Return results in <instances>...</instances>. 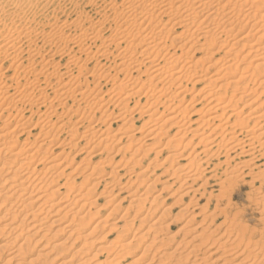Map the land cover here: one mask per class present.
<instances>
[{"label": "bare ground", "instance_id": "bare-ground-1", "mask_svg": "<svg viewBox=\"0 0 264 264\" xmlns=\"http://www.w3.org/2000/svg\"><path fill=\"white\" fill-rule=\"evenodd\" d=\"M7 2L12 8H4L0 2V211L5 210L2 217L3 229H0L3 235L0 251L12 244L16 247L15 243H19L24 231L27 230L29 235L24 239L22 237L24 241L18 244L17 249H10L12 251L8 253L10 259L2 264H11L13 261L15 264H22L29 255L32 239L40 235L36 241L41 242L45 238L42 231L50 212L56 219L50 225L63 222L58 233L67 234L64 241L54 244L52 248L59 246L62 250V247L66 248L65 245L72 240L74 242L83 240V246L94 244L95 239L90 237L91 232V235L81 234L80 230H85L86 226L83 219L85 216L77 218V214L80 215L85 207L93 206L95 200L91 198L102 185L111 189L99 193V197L101 194L111 196V193L118 189L116 196L125 192L133 199L131 205L140 208L147 202L152 185L159 183L158 176L150 183L152 173L158 165L152 167L154 169L152 173L149 167L153 163L148 164L145 169L141 167L142 169L134 175L130 169L140 165L154 146L160 144L159 138H163L164 134L173 128L176 129L173 138L167 140L156 155L171 150L173 154L167 156L166 160L170 163L168 168H171V177L176 180L173 184L179 182V187L189 184L186 188L183 186L185 189L182 187L186 195L193 191L194 186L191 184L197 182L196 174L200 180L208 182V175L213 172V169L210 171L211 168H208L211 166L209 158L212 151L222 155L234 153V157L236 154L237 157L248 158L247 161L242 158L245 161L240 163L245 169L259 161L263 162L258 165L264 167V100H260L264 90L259 91L261 88L264 89V0H80L77 3H73V0H7ZM40 2H44L43 8H48L52 12L50 18L42 20ZM84 5L92 9L96 21L84 12ZM71 13L75 15L72 20L68 15ZM64 16V21H61ZM192 50L205 52L204 57L190 61L186 55ZM219 54L220 60H216L215 57ZM56 58L66 59L65 64ZM109 61L110 64L106 65ZM245 61L255 65L243 67L238 74L241 63ZM222 62L224 63L221 64ZM90 63L93 65L92 68H89ZM211 69H214L213 73H210ZM119 78L122 80L119 81ZM104 81L111 86L105 94L100 88ZM183 81L192 82V88L197 84L203 85L190 102L188 100L189 104H185L186 106L183 104L189 89L187 84L183 85ZM199 95L205 105L197 111L191 103H194ZM142 100L144 103L141 105ZM134 101L130 110L129 106ZM245 109L247 115H244ZM197 114L199 120H202L201 125H198L199 129L197 128L198 131L201 130L200 134L192 131L189 126L196 121L195 119L191 123L189 120L192 119L189 118ZM202 117L204 118L201 119ZM133 118L143 120L140 128L145 132L144 137L137 138L134 132L130 133V129L134 127ZM111 121H123L121 123L123 126L116 131L121 132H118L119 135L112 134ZM251 122L253 123L249 126ZM104 124L109 125L103 130ZM35 131H38L37 136L30 139ZM188 132L197 133L198 135L195 134L199 137L197 143L201 145L204 143L205 149L199 150L201 153L192 159H187V155L186 162L181 164L183 162L177 159L182 157L187 147L192 146L191 138L188 144L182 145L181 142L183 135L189 134ZM178 134L182 136L179 140ZM175 135L179 137L176 138ZM239 136L242 139H239ZM122 137L127 138V145L118 148L115 154L127 153L130 150L131 155L126 160L122 157V161H116L115 166L122 163L119 168L126 170L124 174L130 181H134L130 183L128 180L129 183H125L126 185L123 183L125 186L120 187L121 170L118 168L116 171L113 168L106 173V166L113 165L112 161L116 156L109 158L106 155L113 149V142L117 141L116 144L119 145ZM144 138L153 143L152 150L141 148L142 152L140 151V147L144 148L142 144L140 145L141 139ZM184 141L187 142L185 139ZM180 145L183 151L176 153L174 149ZM213 145L219 152H214ZM195 146L193 145L194 148ZM79 147L81 148L78 149ZM75 148L78 149L76 155L85 154L90 162L99 159L94 161V165L86 164L85 167L89 168L88 174L84 175L83 172L87 170L83 168L84 156L77 166L72 167L69 175L65 174V170L70 168L77 157L68 156ZM210 153L211 156L208 157ZM201 155L208 158L199 163ZM175 160L180 162V165H175ZM231 161L228 160L225 164L230 165ZM42 163H46V166L39 170ZM173 163L175 166L171 167ZM203 164L207 166L201 169ZM216 168L221 169V165L218 163ZM244 168L242 169L245 170ZM240 169L222 170L223 173L220 175H215L217 173L215 172L214 176H209L217 178L214 185L219 190L212 198L222 202V206L221 208L215 206V209L210 211L213 213L205 215L201 224H205L207 220L213 224L223 217L216 227L217 230L224 228L222 235L213 238V234L218 232L215 229L208 236L203 237V234L193 236L183 245L180 242L171 254L173 257L180 249V245L186 250L188 245L202 238L201 244L192 245L187 249L188 254L183 259H177L175 264H187L188 257L193 258L190 264H198L201 261L211 264L216 262L218 257L221 264H232L233 261H237L238 264H264V232L242 224V220H239L240 212L234 213L229 208L231 200L229 193H232L238 183L247 182L245 171L242 172ZM165 173L168 171L165 170ZM249 173L246 174L251 176L250 181H253L252 185L250 184L252 187L249 184L247 186L253 188V185L258 183L260 191L264 186V169ZM82 174V181L94 183H91L84 193L81 190L73 191L75 179ZM65 175L68 177L67 181L59 184ZM147 180L150 182L147 183L145 191L139 194L141 184L144 182L146 184ZM135 181L140 182L137 187ZM117 186L120 188H115ZM63 190L66 192L62 193ZM256 193L260 195V192ZM57 195L60 196L53 199ZM260 200L264 202V198ZM118 205L115 203L113 207ZM75 208L79 209L76 211ZM205 211L207 212L204 210L203 213ZM149 216L147 215V219ZM196 216L189 217L187 223L193 222ZM157 222L159 221H155L154 224ZM198 227L200 226L197 225L193 230H197ZM202 231L205 232L204 229ZM125 232L123 233L128 234L129 231ZM188 233L186 232V236ZM220 241L222 242L219 243ZM35 244L39 245L36 242ZM125 246L121 249H125ZM201 247H207L209 252L206 254L210 258L206 256L205 258H208V261L213 257H216V261L207 263L205 258L199 259L196 249L201 250ZM43 248L41 250L44 251ZM106 249L108 250V247ZM81 252L77 250L75 254L79 255ZM146 257L141 256L145 260L142 264H148ZM141 258L139 260H142ZM71 260L69 259L67 264L74 263ZM87 260L78 264H83Z\"/></svg>", "mask_w": 264, "mask_h": 264}, {"label": "rangeland", "instance_id": "rangeland-1", "mask_svg": "<svg viewBox=\"0 0 264 264\" xmlns=\"http://www.w3.org/2000/svg\"><path fill=\"white\" fill-rule=\"evenodd\" d=\"M73 1H74L73 3H75V2L77 3L80 0L79 1L78 0H73ZM0 2H1V4H2V6L4 8H6V9H8V7L12 8V6H9L10 4L7 2V0H3V1L0 0ZM4 2H5V4H4ZM44 2H40L39 3V7L41 8V6H42V8L40 9L41 10V12H40L41 14L40 15H43L41 17L42 20L43 19H48V18H50L52 16V12L50 10H48V8H43V3ZM85 6L86 5H84V12L88 15V17H92L93 20L96 21L95 14L92 11V9L89 6H86L87 8ZM35 8H36V6H35ZM91 14H93V15H91ZM68 15H69V19L70 20H72V19L75 18V15H73V13L68 14ZM64 18H65V16L63 18H61V21H64ZM196 48L197 47L195 46V49ZM204 54H205V52H200V51L194 52L192 50L186 56L190 59V61H196L197 59H200V58L204 57ZM220 57H221V55L219 54L218 56L215 57V59L217 60ZM58 59L61 60V62H62L63 65L65 64L66 59L56 58L57 61H60ZM212 59L213 58H211V60ZM225 61L226 60H224V62ZM224 62H222L221 64H223ZM108 63L110 64V61L107 62L106 65H109ZM247 65L250 66V67H253L255 64L254 63H250L249 64L248 61H245L244 63H241V66H240V68L237 71L238 74H240L241 73V69L243 67L247 66ZM92 66L93 65L90 63L89 68H92ZM213 71H214V69H211L210 70V73L211 72L213 73ZM248 71L250 72L251 70L249 69ZM208 73H209V71H208ZM145 77H146V75H145ZM121 78H119V81L122 80ZM143 78H144V76H143ZM182 83H183V85H186L187 84V87H188L189 92H190V93L188 92L187 95H185L187 102L185 101L184 104H183V106H186L185 104H189L190 99L195 94H197V92L203 87V85L197 84V86H195V87L192 88V82H190L191 84L189 82H187V81H183ZM105 84H106L105 81L100 84V88L103 89V94H105L106 91L108 92V90H110V87H111L110 84H106V85ZM261 90H264V89H262V88L259 89V91H261ZM194 92H196V93H194ZM189 95H191V96H189ZM256 95L257 94H255V96ZM199 97H200V95L198 96V99L195 98V100L193 101L194 103H191L192 105L194 104V106L196 107L195 109H197V111L200 110L201 108H203L204 105H205V104H203V102H201V98H199ZM260 98H261L260 100L263 101L264 100V94ZM188 100H189V102H188ZM195 101H196V104H195ZM199 102H201V103H199ZM134 103H135V101L134 102H131V105L129 106V109L130 110L132 109ZM143 103H144V101L141 102V105ZM263 109H264V106H263ZM245 111H246V113H244V115H247V113H248L247 112V109H245ZM203 118L204 117H202L201 119H203ZM133 119H134V121H132V122L134 123V127L132 129H130V133L133 134V132H134V134L137 135L136 136L137 138L144 137L145 136V132L140 128V126L143 123V120L141 118L140 119L133 118ZM189 119H192V120H189ZM189 119H186V120L191 121V123L194 122L195 119H196L195 123H192L190 125L188 124V125L191 127L190 129L192 131H197V133L200 134L199 132H201V130L198 131V129H199L198 128V125H201L202 120H199L200 119L199 118V115L197 114L195 116H191ZM232 120H235V119L232 118ZM112 122L113 121H111V124L113 125L111 127L112 134L113 133L114 134L117 133V135H119L118 132H120V131H118V132H116V131L120 127L123 126V125H121V123H123V121L122 122L117 121V122H113V123ZM252 123L253 122H251L249 126H251ZM104 125L102 127L103 130L105 129V127H108L109 124H104ZM214 125H216V124H214ZM195 126H196V128H195ZM139 129H141L143 132L141 130L139 131ZM131 130H132V132H131ZM175 130L176 129L173 128V129H171V131L169 133L164 134L165 136L164 135H161V136H164V137L163 138L160 137L162 139L159 138L160 144L159 143H158V145L155 144L156 146H154V149L152 148V145H151L153 143L147 141V139H145V138H144V140L141 139L140 145L142 144L141 146H144V148L143 147H140V151L141 152L145 148L146 149H150L151 148V150L152 149L153 150L150 153H148V155L145 157V159L143 161L140 162L141 163L140 165L134 166V168L132 167L130 169L132 173L131 172L130 173L134 175L140 169H142L141 167H143V169H145L146 166L148 164H150V163H153V164H151V167H149L150 173H152L154 171L155 172L152 173V176L153 177L151 176L152 178H150V181L151 182L149 180H147L146 184H145V182L142 183L143 185L141 184V187L139 188L140 190L138 191V193L139 194H143V192L146 189L147 183L148 182L153 183V181L156 179V176H158V178H159V183L157 182L154 185H152L153 188L149 192V195L147 196V202L145 204H143L140 208H136V206L134 204L131 205V200H133V199L131 197H128V194L125 193V192H122L120 195H117L118 196V198H117V196L115 194L118 192V189L117 190L115 189L113 191V193H111L112 194L111 196H108L107 194H101L100 197H99L98 196L99 193L103 192L104 190L107 192V191H109L111 189L108 186H105L104 187L102 185V186H100L95 191V193L93 195L94 198L93 197L91 198V200H93V199L95 200V203L94 204L92 203L93 206L92 205H89L88 207H85L84 209H82L81 212L79 211L80 212V215H79V213L77 214V218L80 217V216H83V215L85 216L83 219H84V225H86V226L84 227L85 230L84 229L80 230L81 234L82 235H85V234L87 235V234H90V232H91L92 236H90V237L95 239V243L94 244L87 245L88 247L85 245L86 246L85 247V246H83V244H84V241L83 240H81L82 242L81 241H78L77 242V240H76V242H74L72 240L71 242H69V243H67L65 245L66 248L65 247H62L63 249L65 248L64 250L63 249L61 250V248L59 246L56 247L57 249L56 248L55 249L52 248L54 246V244H57L59 242L64 241V239L67 237L66 236L67 234L66 233H64V234L63 233H58V229H60L61 225H63V222L57 223L56 225H53V226L50 225L51 222H53L54 220H56L55 219V216L53 217L51 215L52 213L50 212V215L48 216V220L46 221V225L44 227V230L42 231V233L45 234V238H43L44 240L41 238L42 239L41 242H37L36 241L38 238H40V235H38L37 238L35 237L36 239H34V238L32 239V241H31V243L29 245V248H30L29 250L31 252L28 251L29 252V255H28V257L25 258V260L22 261V264H29L30 262L32 264H35V263L36 264L37 263L38 264H40V263H42V264H67V261L69 259L70 260L72 259L71 261L74 262V263H72L70 261L72 264H78V262H84L85 259L86 260L87 259L88 260L90 259V260L89 261L87 260V262H85L83 264H142V262H145V260L142 259L143 258V255L144 256L145 255L147 256L146 259L149 262H146V263H148V264H164V263L165 264H175V262H176L177 259H179V258H182L183 259L184 256L186 254H188L187 253L188 252L187 249H189L192 245H199V244H201L200 242H201L202 238H200L199 240L194 241L191 245H188V247L185 250L184 249V246H182L183 243H186V242L190 241L193 236H199V235L203 234V237H205V236H208L209 233L213 232V230H215V229H216L215 231H218V232H215L213 234V238H218L220 235H222V233L224 232V228H220V229L217 230L216 227L219 226L218 224L221 223L223 217H220L221 219L219 218L213 224H211L210 221H208V220L204 222L205 224H201L203 222L202 219L204 218L205 215L207 216L210 213H213V212H210V211H213L215 209V206L216 207H220V208L222 206V204H221L222 202H217L218 200L216 198L215 199L212 198V197H214V195L216 196L218 194V191L217 190H219L218 187H216L214 185L215 184V180L217 178L215 179V178H213V176H214L215 172H217L215 175H220L221 173H223V171L230 170V169H235V168H236V170L239 171L240 168L241 169L244 168V166L242 164H240V163H242L241 161H245V160L247 161L248 158H245L243 156L237 157L236 154H235V157H234L233 156L234 153L233 154L232 153H230V154L229 153H226L227 157H225L226 155L224 153L222 155V154L213 153V151H212L211 152L212 153V156H211V153L208 155V157L211 156L209 158V159H211V161H210V163H211L210 165L211 166H208V168H211L210 171H212V169H213V172L214 173L212 172L211 174L208 175V178H207L208 179V182L207 183H205L204 180H200L201 178L199 179L198 176H197V174H196L195 177H197V179L199 181L196 179L197 182L196 183L194 182L195 184H191L194 187H192L190 185L192 187V190L193 191L191 192V194L189 193V194L186 195L185 194L186 191L184 189L187 186H189V184L183 185V186H185V188L183 186L179 187L180 186V183L179 182H175L173 184V182L176 181V180H175V178H172L171 177V172L172 171H170L171 168L170 169L168 168V167H170V165H169L170 163L167 162V160H166L167 159L166 158L167 156H170L171 154H173V153H171V150H165V151H162L161 154H157L156 155V152L161 147H163L165 145V143L167 142V140L173 138V135H174L173 133L176 132ZM208 131H209V129H208ZM140 132H142V133H140ZM37 133H38V131L33 132L32 133L33 134L32 135L33 137H31L30 139H33L35 135L37 136ZM188 133L189 134L186 133L185 135H183V137H184V138H182L183 140L181 139V137H182V136H180L181 134H178L180 137L178 135L177 136L175 135L176 138L179 137L178 140L181 139L182 145L183 144L185 145V143H187V144L190 143L188 141H191V139H193L191 141L193 143V144L191 143L192 146L191 147L189 146L190 148L187 147L186 151L183 152L184 154L182 153L183 150L181 148V145L177 149H174V150H176L175 151L176 153H178V152L179 153L180 152L182 153V157H181L182 159L181 158L180 159H177V160H181V162H183L181 164H184L186 162V156L187 155L189 156V157L187 156V159H192L196 154H200L201 153V152H198L199 150L200 151H203L205 149V144L204 143L202 145L197 143V141H199L198 140L199 137H196L198 135L197 133H195L197 135H195L194 132L193 133L192 132H188ZM193 137H195V138H193ZM24 138L25 137H23V139ZM115 138H113V139H115ZM238 138L239 139H242L241 136H239ZM184 139L187 140V142L184 141ZM22 142L23 141L21 140V143ZM113 143H114V144H112L113 149L109 150V155L107 154L106 156H108L109 158L110 157H114V156H116V157H114V159L112 161V164L113 165H110L109 164L110 165L109 167L106 166V173H109L113 168H115L113 170H116V169L117 170H119V169L121 170L122 168H119V166L122 165V163L121 164H118L119 166H115V163H117L116 161H122V159H121L122 157H124L123 160L124 159L126 160L131 155V151L130 150L127 151V153H120L118 155L115 154V152L117 151L118 148L124 146L125 144L127 145V138L122 137L121 141L119 142V145L116 144L117 141L116 142L114 141ZM197 144H198V146H197ZM140 145H138V147ZM193 145L194 146L196 145L197 147L195 146V148H194ZM157 146H159V147H157ZM202 146H203V148H202ZM80 148L81 147H79L78 149H80ZM141 148H142V150H141ZM192 148L195 149V150H192ZM78 149L75 148L68 155L70 157L72 155H73L72 157H75V156H77V157L74 160V162H72V164L69 166L70 168L69 169L67 168L65 170V174L66 175L69 172H71V170L75 166H77L80 163L81 160H83V156L85 154H81L80 156H79V154L76 155ZM171 149L173 150V148H171ZM179 149H180V151H179ZM215 149L216 148L213 145L214 152H219L218 150H215ZM190 151H192V152L190 153ZM168 152H169V154H168ZM57 153H59V151H57ZM192 153H194V154H192ZM85 156H84V159H85L84 164L85 165L83 166V168H87V170L83 171V172H85L84 175L89 173V168L88 167H85L86 164L89 163L90 165L91 164L94 165L95 162L97 160H99V159L93 160V161L91 160V162H90V160H87L89 158L88 157H85ZM216 156H218V157H216ZM208 157L207 156L205 157L204 155H201L200 158H199V160H198V162L201 163V162L205 161V158H208ZM242 158L245 159V160H243ZM232 159H234V160H232ZM238 159L240 160V162H238L239 161ZM177 160H175V162H174L175 165H180V162H178ZM228 160H230V161L232 160L231 163H230V165H226L225 164L226 161H228ZM165 161H166L167 164L164 163ZM176 161H177V163H176ZM223 161H225V162L222 163L223 164L222 165L221 162H223ZM262 162L263 161H259L256 164H250L249 167H247V169L244 168L245 170H243V169L241 170L240 169L242 172L245 171V174H244V175H246L245 181H247V182H244L245 185L243 183L242 184L241 183H238V185H236L233 188L232 193L231 194L229 193V195H230L229 199L231 198V200L229 202L230 203V207L229 208H231L234 213L236 211L240 212L239 220L240 221L242 220L241 221L242 224H245V225H247V227H249V228L251 227L250 229H255V230L259 231V232L260 231H263L264 232V220L262 221V219H264V202H262L260 200V198H264V186L262 187V189L260 191L258 190V188H259V184L258 183H256V184L253 185V188L255 187L254 189L251 188L252 187L251 186L252 185L251 183H252L253 180L250 181L251 176L249 177V175H247V174L249 172H250L249 174H251L252 171L253 172L254 171L255 172H258L260 170H263L264 167L258 165V164H261ZM174 163H173V165L171 164V167H174L175 166ZM218 163H219V166L221 165V169L220 168H216V166H218ZM160 164H162L163 166L161 167ZM235 164H237V165H235ZM238 164H240V165H238ZM154 165H158V167L160 165V168L156 167L155 170H154L153 169L154 168ZM45 166H46V163H42L39 166V170H42V168L45 167ZM205 166H207V165L203 164L201 166V169H204ZM252 166L253 167L256 166V167L252 168ZM233 167H235V168H233ZM228 168H230V169H228ZM165 170L168 171L167 174L165 173ZM200 170H198V172H201ZM163 171H164V173H163ZM124 173H126V170L124 171V169L119 172V178H120V183H121V185H119L120 187L125 186L126 185L125 183H129V181H130L128 179L129 177H127V175L124 174ZM163 174H165V176ZM66 175L64 176V178H62L59 181V184H63V183H65L67 181L66 179L68 177ZM211 175H213V176L210 177L211 178L210 179L209 176H211ZM160 176H162V177H160ZM78 177L75 179V183H74L75 186L73 188V191L81 190V192L84 193L85 190L88 187H90V185H92L94 183V181H90V182H86L85 183L84 181H82L83 180V174L82 175H79ZM195 177H194V179H195ZM168 179H170V180H168ZM132 181H134V180H131L130 183ZM201 181L204 182V183H202ZM248 181H250V182L248 183ZM139 183L140 182H137L136 183V181H135V186L137 187V185H139ZM201 184H203V185H201ZM248 184L249 185L251 184L250 185L251 187L250 186H247ZM120 187L117 186L115 188H120ZM166 188H168V190ZM196 189H198L199 191L196 190ZM255 191L258 192V193L260 192V195H257V193ZM65 192H66V190H63L62 193H65ZM202 192L204 194H202ZM262 194H263V196H262ZM60 195H62V194H60ZM60 195H57L53 199H57ZM182 195L185 196V197H183ZM256 196H257V198H256ZM122 199H124V201H121ZM179 199H182V200H179ZM152 200H154V201H152ZM109 201H114V202H109ZM257 201L259 202L258 204H257ZM120 202H121V204H120ZM115 203L120 205V208H118L119 205H118V207H115V208L118 209L117 211L116 210H112V209H115L113 207L115 205ZM208 206H209V208H208ZM130 207H131V209H130ZM75 209L77 211V209H79V208H75ZM204 210H207L208 214H207L206 211L203 213ZM4 211L5 210H1L0 211V229H3V225H4V218H2L4 216ZM180 212L183 213V214H181ZM241 212H243V213H241ZM87 213H89V215ZM147 215H150L151 217L149 216L148 219H147ZM193 215L194 216L198 215V216L195 217V220L193 222H191V223L188 224L187 221L190 220L189 217H191V216L194 217ZM105 217H107V218H105ZM85 219H87V220H85ZM155 221H159V222H157V224H154ZM86 222H87V224H85ZM127 224H128V226H127ZM167 225H168V227H167ZM197 225L200 226V227L196 228L197 230H193L195 227H197ZM150 227L152 228V230H151ZM158 227L159 228L161 227V228L159 229ZM182 227H184V228L182 229ZM202 229H204L205 232H203ZM125 231H129L128 234H125V233H127ZM179 231H180V233H179ZM188 231H189V233H188ZM0 232H1L0 233V245H1L2 239H3V235H1L2 234V230H0ZM123 232H125V233H123ZM186 232L188 233L187 236H186ZM28 233L29 232H27V230L24 231V234L22 236L23 239H24V237H26V236L29 235ZM54 233H55V235H54ZM22 237H21V239H22ZM172 237H174V238L172 239ZM143 238H144V240H143ZM23 239L21 241L19 240L18 241L19 243H15L16 244V247H15V245L12 244L11 246L8 247L9 249L8 248L7 249H2L3 251H0V264L4 263L5 261H7V260L10 259V254H8V253H11L12 252L11 250H13L14 248L17 249L18 244H20L22 241H24ZM256 240H258V238ZM35 242L38 243L39 245L35 244ZM129 242H130V244H127V246H125L126 243H129ZM180 242L182 243V245L179 246L180 249H178V252H176L175 255H174V257H173L171 254H172V252L175 250L176 246ZM221 242L222 241H220L219 243H221ZM47 243H49V244H47ZM70 244H73V246L70 245ZM122 245L125 246V249H121L122 247L124 248V246H122ZM46 246L48 248H46ZM106 246L108 247V250L106 249L107 248ZM42 248L44 249V251L41 250ZM205 248H206V250H204ZM198 249H196V250H197V254H198V258L199 259H202V257L204 259L205 256L208 257V255L206 254V253L209 252V251H207L208 250L207 247H203V248L201 247L200 248L201 250H198ZM51 250H53L54 252L51 251ZM77 250H78V252L82 251L81 253L82 254L85 253V254L82 255L80 253L79 255H77V254H75ZM110 250H112V251H110ZM125 250H126V252H125ZM101 251H103V252H101ZM143 252H145L146 254L143 253ZM45 254L47 255V257L45 256ZM168 254H169L170 257H168ZM43 255H44V258H43ZM38 256H40V257L38 258ZM114 256L116 258H114ZM141 256H142V258H141ZM112 258L114 259L113 261H112ZM140 258L142 260H139ZM208 258H210V257H208ZM208 258H205V260H207V263H210L212 261H216L217 260L216 262H218V263L213 262L211 264H221V259L218 260L219 257H218V259H216V257H213L214 259L212 258L213 260L211 259V261H208ZM110 260H111V262H110ZM192 261H193V258L188 257V259H187L186 262H187V264H190V262H192ZM202 262L203 261L199 262L198 264H201ZM11 264H15L14 261L11 262ZM203 264H205V263L203 262ZM232 264H238V262L237 261H233Z\"/></svg>", "mask_w": 264, "mask_h": 264}]
</instances>
